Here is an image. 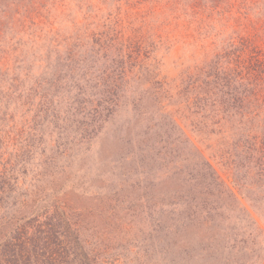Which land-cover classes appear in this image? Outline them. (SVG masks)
<instances>
[{
  "label": "rangeland",
  "instance_id": "obj_1",
  "mask_svg": "<svg viewBox=\"0 0 264 264\" xmlns=\"http://www.w3.org/2000/svg\"><path fill=\"white\" fill-rule=\"evenodd\" d=\"M53 229L74 264H264V0H0V262Z\"/></svg>",
  "mask_w": 264,
  "mask_h": 264
},
{
  "label": "trees",
  "instance_id": "obj_2",
  "mask_svg": "<svg viewBox=\"0 0 264 264\" xmlns=\"http://www.w3.org/2000/svg\"><path fill=\"white\" fill-rule=\"evenodd\" d=\"M47 234L48 236H45L41 242L42 244L39 247L40 251L38 253L37 251L35 252V257L36 255L44 256L41 264H74L76 262V256L74 253L72 254L73 247L70 244V240L69 242L65 241L67 237L65 232L63 233L58 229H53ZM26 256L22 254L21 258H25ZM86 259L82 261V264H88ZM0 264L2 263L0 262ZM21 264H30V261L28 260L25 263L21 262Z\"/></svg>",
  "mask_w": 264,
  "mask_h": 264
}]
</instances>
